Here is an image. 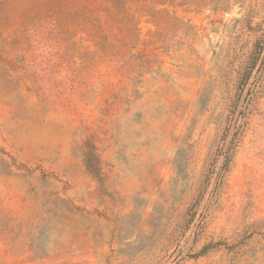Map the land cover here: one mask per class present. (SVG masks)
Returning a JSON list of instances; mask_svg holds the SVG:
<instances>
[{
    "label": "rangeland",
    "instance_id": "374dc122",
    "mask_svg": "<svg viewBox=\"0 0 264 264\" xmlns=\"http://www.w3.org/2000/svg\"><path fill=\"white\" fill-rule=\"evenodd\" d=\"M0 264H264V0H0Z\"/></svg>",
    "mask_w": 264,
    "mask_h": 264
},
{
    "label": "trees",
    "instance_id": "16d2710c",
    "mask_svg": "<svg viewBox=\"0 0 264 264\" xmlns=\"http://www.w3.org/2000/svg\"><path fill=\"white\" fill-rule=\"evenodd\" d=\"M80 156L83 165L90 174L93 175L99 174V165H100L99 157L96 153V148L92 143L88 144L87 146L83 145L82 147H80ZM56 199H60V198L56 197Z\"/></svg>",
    "mask_w": 264,
    "mask_h": 264
}]
</instances>
